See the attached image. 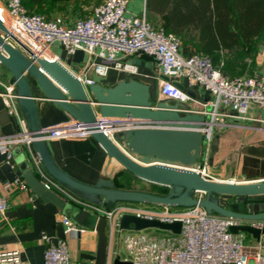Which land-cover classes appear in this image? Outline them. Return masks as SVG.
Here are the masks:
<instances>
[{
    "label": "built area",
    "instance_id": "obj_1",
    "mask_svg": "<svg viewBox=\"0 0 264 264\" xmlns=\"http://www.w3.org/2000/svg\"><path fill=\"white\" fill-rule=\"evenodd\" d=\"M130 0H101L84 17L65 20L62 16H45L27 11L20 0H0V20L6 30L31 53L48 60H58L49 48L58 47L64 54L72 55L81 51L86 58L80 68V74L74 75L82 85L94 83L86 72L103 76L107 70L114 69L134 76L139 72V65L129 62L132 57L146 54L156 65V79L159 83V95L184 103L187 112L202 114L204 123L199 132L202 147L212 138L215 127L225 125L222 118L230 117L239 120L250 119L264 125V74L228 76L223 72V56L214 63L209 55L193 52L182 55L179 51L178 37L161 26H154L147 20L144 10L138 14L128 11ZM13 47L22 48L11 38L5 36ZM23 51V50H22ZM184 81L182 89L175 82ZM185 88H200L208 94L207 100H199L186 93ZM0 96L8 115L14 117L22 127L19 131L0 134V153L7 162L10 161V149L22 145L27 149L36 178L43 189L60 195L64 201L90 210L96 218L104 219L106 236V253L104 264H113L114 251L112 241L123 228L119 219L124 214L137 218L156 220L161 223L178 221L179 237L155 239L152 246L132 248L130 259L117 258L128 264H264L263 244L260 241L248 244L246 232H230L229 227L249 224L260 227L264 222L247 221L229 217L209 215L199 206L170 208L160 205L159 208L142 207L130 203H115L107 209L76 197L48 176L39 163L31 147L32 138L25 133V125L13 94V85L5 82L0 73ZM253 110L258 116L249 115ZM44 138L88 135L71 120L45 127ZM111 136L112 130L105 129ZM203 177L210 178L207 167L199 169ZM28 186L19 177L2 183L0 193V217L3 218L10 206V195L14 191H27ZM202 192H195L196 199L202 198ZM33 195L30 196L32 199ZM63 235L81 231L66 218L60 217ZM127 230H133L127 228ZM136 231V230H135ZM41 239L45 247L42 253V264H71L64 238L51 241L42 232ZM0 264H27L16 248L0 247Z\"/></svg>",
    "mask_w": 264,
    "mask_h": 264
},
{
    "label": "water",
    "instance_id": "obj_2",
    "mask_svg": "<svg viewBox=\"0 0 264 264\" xmlns=\"http://www.w3.org/2000/svg\"><path fill=\"white\" fill-rule=\"evenodd\" d=\"M5 36L14 40L22 50L13 47ZM130 63L150 67L151 57L140 54ZM0 65L10 74L8 83L25 125V133L45 173L71 194L85 201L111 208L116 202L150 203L155 205L191 207L199 206L210 215L247 221L264 222V159L243 156L240 172L231 180L206 178L196 170L205 153L199 129L204 123L202 114L187 112L184 103L152 101L148 85L131 77L119 79L113 86L99 83L82 85L74 73L58 60H48L31 53L16 40L0 20ZM182 89V85L175 82ZM51 100L92 137L104 150L106 170L93 185L82 183L54 163L46 145L37 118L34 102L36 95ZM186 93L193 97L190 88ZM180 112L181 114H179ZM112 130L118 140L105 134ZM125 170L134 177L167 188L164 194L142 190L114 188L112 176ZM30 190L44 202L63 209L64 202L51 191L45 190L37 180L28 183ZM202 192L200 199L195 192ZM104 219L96 218L94 232L96 245L92 264H104L106 236ZM123 229L140 230L155 227L179 232L180 223H161L124 214L119 219ZM230 232L244 231L255 241L264 236V224L233 225ZM62 238L61 226L56 227ZM113 264H128L114 258Z\"/></svg>",
    "mask_w": 264,
    "mask_h": 264
},
{
    "label": "crops",
    "instance_id": "obj_3",
    "mask_svg": "<svg viewBox=\"0 0 264 264\" xmlns=\"http://www.w3.org/2000/svg\"><path fill=\"white\" fill-rule=\"evenodd\" d=\"M165 5L167 4L165 3ZM127 9L134 14H138L144 10L148 20L150 22L154 20L155 24L151 22L154 26L163 27L166 21L165 13H159L146 8L145 0H130ZM182 26L193 25L187 24ZM177 37L179 39V51L182 55L199 52L193 47V29L189 28L185 34ZM49 52L56 54L58 61L75 74H80L81 65L86 58L83 52L76 51L72 55H66L56 46L50 49ZM220 56L226 58L227 55L225 52H221ZM242 62L244 63V67L241 69L235 68L236 72H234V76L251 75L253 73L264 74V30L251 46L245 47V56ZM154 65L152 61L149 68L139 66V72L134 76L114 69L107 70L103 76H96L91 72H86L85 75L92 79L94 83H99L103 86H113L117 80L131 77L148 85L149 96L152 101L173 103V100L159 95V83L155 77L157 69H154ZM237 70L240 72L237 73ZM223 72L227 74L225 70ZM0 73L2 79L8 83L10 74L1 65ZM176 83L184 85L182 79L177 80ZM31 90L38 95V91L35 88L31 87ZM191 91L193 92V97L199 100L204 101L209 97L200 88H194ZM34 102L38 122L41 127H49L70 120L69 116L51 100L38 95L35 96ZM178 113L181 114L180 112ZM249 115L258 116V111L253 110L249 112ZM222 122L225 125L214 128L211 140L205 147H202L205 155L202 160L198 161V164L210 168L217 161L225 158L228 152L236 151L233 173L217 178L210 177L211 179L228 181L240 172V160L243 156L264 159V125L250 119L239 121L226 117L222 118ZM20 129L22 127L16 119L5 111L0 96V134H9ZM111 136L112 139L118 140L114 132L111 133ZM46 145L54 163L59 169L66 172L70 177L88 185H93L97 179L103 178V173L109 172L110 166H115V169L117 168L114 163H111L104 170L106 163L105 152L89 135L49 138L46 140ZM10 153L11 158L9 162L0 153V193L2 192V183L14 177L21 178L27 186L30 181L37 180L36 172L28 156L27 149L22 145H17L10 149ZM119 172L112 176L115 186L117 179H119L120 175L124 174L123 170ZM143 182L145 183L144 188H119L142 190L151 193H155V189L162 190L165 188L164 186L146 181ZM32 195L33 197L30 199ZM57 196L64 202L63 209L57 208L49 201L44 202L40 200L29 187L27 191H14L10 195L9 208L6 210L4 217H0V247L18 249L21 259L27 264H42V253L45 244L41 239V233H46L51 241L58 239L56 227L60 225L62 228L59 218L64 217L76 228L81 229V231L67 235L69 239L68 254L71 264H92L96 245V233L93 229L96 220L95 215L90 210L64 201L60 195Z\"/></svg>",
    "mask_w": 264,
    "mask_h": 264
},
{
    "label": "trees",
    "instance_id": "obj_4",
    "mask_svg": "<svg viewBox=\"0 0 264 264\" xmlns=\"http://www.w3.org/2000/svg\"><path fill=\"white\" fill-rule=\"evenodd\" d=\"M28 1L41 3L43 0ZM54 1L50 0V6ZM145 5L146 8L165 13V30L180 37L189 28L193 29V47L209 55L213 63L221 52H225L227 56L223 57L222 69L228 76H234L237 61H240V69L244 67L245 47L251 46L264 30V0H145ZM187 24L193 26H182ZM113 187L120 186L113 184ZM166 192V187L155 189L156 194Z\"/></svg>",
    "mask_w": 264,
    "mask_h": 264
},
{
    "label": "rangeland",
    "instance_id": "obj_5",
    "mask_svg": "<svg viewBox=\"0 0 264 264\" xmlns=\"http://www.w3.org/2000/svg\"><path fill=\"white\" fill-rule=\"evenodd\" d=\"M101 0H56L54 4L50 6V0H43L41 3H30L28 0H20L21 5L27 10L31 12H37L43 14L45 16H62L67 21H71L75 18L84 17L88 13H90L91 9L100 2ZM49 6L51 8H49ZM147 18V17H146ZM148 20V18H147ZM151 20V19H150ZM153 24H155L154 20H151ZM54 48L52 45L50 49ZM240 61H237V69L240 68ZM243 68V67H242ZM154 69H156V65H154ZM230 118V117H226ZM239 120V119H237ZM240 121V120H239ZM218 128V127H215ZM236 151L228 152L225 158L217 161L210 168L207 167L208 176L217 178L223 175H229L233 173L235 168V154ZM242 163V159L240 160ZM240 163V164H241ZM117 185L120 187H132V188H144V182L140 179L132 177L128 174L120 175L119 179H117ZM119 203V202H116ZM130 203L132 205H138L142 207H152L159 208L160 205L150 204V203H134V202H123ZM70 205V203H68ZM67 204V206H69ZM100 205V204H99ZM102 206V205H101ZM103 207V206H102ZM170 208H180L178 206H169ZM80 210V209H79ZM81 211V210H80ZM206 212V211H205ZM207 213V212H206ZM208 214V213H207ZM210 215V214H209ZM213 215V214H212ZM179 237V235L173 234L167 230L149 227L140 230H127L122 229L119 233L114 236L112 241V249L114 251V257L119 259L127 258L130 259L132 257V248H139L141 246H152L155 243V239H164L166 237ZM65 243L67 245L69 239L68 236H64ZM245 241L248 244L256 243V241L246 233ZM260 243L264 245V236L260 240ZM262 251L264 252V247H262Z\"/></svg>",
    "mask_w": 264,
    "mask_h": 264
},
{
    "label": "bare ground",
    "instance_id": "obj_6",
    "mask_svg": "<svg viewBox=\"0 0 264 264\" xmlns=\"http://www.w3.org/2000/svg\"><path fill=\"white\" fill-rule=\"evenodd\" d=\"M0 17L2 18V15L0 14Z\"/></svg>",
    "mask_w": 264,
    "mask_h": 264
}]
</instances>
